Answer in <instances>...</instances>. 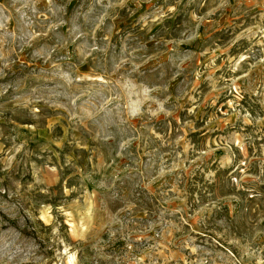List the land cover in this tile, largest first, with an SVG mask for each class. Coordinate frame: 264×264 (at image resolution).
Instances as JSON below:
<instances>
[{
    "label": "rangeland",
    "instance_id": "rangeland-1",
    "mask_svg": "<svg viewBox=\"0 0 264 264\" xmlns=\"http://www.w3.org/2000/svg\"><path fill=\"white\" fill-rule=\"evenodd\" d=\"M0 264H264V0H0Z\"/></svg>",
    "mask_w": 264,
    "mask_h": 264
}]
</instances>
